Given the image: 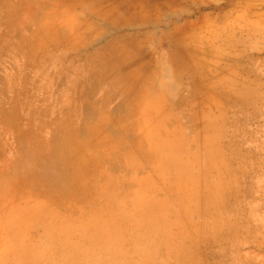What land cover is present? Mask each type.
<instances>
[{
  "label": "rangeland",
  "instance_id": "374dc122",
  "mask_svg": "<svg viewBox=\"0 0 264 264\" xmlns=\"http://www.w3.org/2000/svg\"><path fill=\"white\" fill-rule=\"evenodd\" d=\"M50 38L59 40L52 44ZM0 59L6 60L5 74L16 77L0 88V111L5 108L0 112V180L12 179V184L0 182V264H69L48 243L49 216L29 209L50 207L57 222L77 219L83 210H68L42 180L31 182L29 163L18 161L33 143L51 146L50 133L62 122L56 136L72 131L74 141L84 137L94 154L117 164L107 169L99 155L101 162L90 160L84 177L89 192L96 191L95 177L110 185L123 176L131 190L150 178L147 194L168 200L171 209L164 218L177 221V227L168 228L186 237V248L162 242L154 249V262L264 264V0H0ZM117 64L123 65L110 73ZM124 75L127 82L120 80ZM111 83L119 89L131 86L126 91L133 96L143 92L142 103L139 95L123 99L117 87L111 93ZM142 105L150 110L144 111L149 121H138ZM144 126L156 128L158 139L171 132L180 136L177 142L189 153L183 161L194 163L184 179L194 181L177 184L190 188L194 198L179 204L164 178L139 155L133 143ZM17 140L25 141L22 149ZM210 145L214 149L205 165L202 151ZM127 151L136 164L126 161ZM16 165L20 173L13 177ZM208 183H214L216 208L204 200ZM115 186L107 195L99 193L102 198L93 190L87 195L100 206L115 204L118 197L127 203L131 194L120 196L123 191ZM20 209L23 214L16 213ZM120 224L122 236L127 235L130 229ZM181 249L178 258L174 251ZM129 262H138L136 252Z\"/></svg>",
  "mask_w": 264,
  "mask_h": 264
},
{
  "label": "bare ground",
  "instance_id": "6f19581e",
  "mask_svg": "<svg viewBox=\"0 0 264 264\" xmlns=\"http://www.w3.org/2000/svg\"><path fill=\"white\" fill-rule=\"evenodd\" d=\"M106 2H103V3H106ZM114 6H116V5H114ZM115 21H116V19H115ZM122 24L124 25V23H122ZM120 25H121V23L119 24V26ZM58 37H60V35ZM128 38H130V37H128ZM50 39H51L50 42L51 43L53 42L52 44H54L55 40L56 41L59 40V39H54V38H50ZM130 40H131V38H130ZM127 41H128V39H127ZM14 48H15V46H14ZM16 49H17V47H16ZM113 53H115V52H113ZM118 53H122V52H117V56H115V57H119ZM15 54H16V52H15ZM34 55L36 56V54H34ZM107 58H109V56ZM108 61H110V60H108ZM164 62H166V61L164 60ZM5 63H6V60L0 59V73L3 74V78L0 75V77H1L0 88H3V89H5L3 82H5V84L7 82L10 84V83L15 82L14 78H16L14 76L15 74H12L10 72L8 73L9 75L5 74L3 69L8 68V67H6ZM104 64H105V61H104ZM164 64L165 63H163V65ZM19 65H21V64H19ZM122 65L123 64H117L115 66L112 65L110 67V73L112 71L120 70ZM103 66H102V68H104ZM41 68H42V65H41ZM39 69H38V71H39ZM44 69L45 68L43 67V71H44ZM58 73L57 74L55 73V74L58 75ZM82 74H83V76H85L84 72H82ZM136 74H137V72L135 73V75ZM130 75L131 74H129V78H130ZM135 75H134V73H132L131 78H132V76L134 77ZM162 75H164V74H162ZM16 76H18V75H16ZM166 76H167V74H166ZM135 77H138V75H136ZM168 77H165V78H168ZM44 78H45V76H44ZM127 78H128V76L126 77L124 75L120 80L125 82V80ZM17 79H16V83H18L17 81L20 82V79H18V80ZM84 79L86 80V77ZM70 81H72V80H70ZM126 82H127V80H126ZM14 85H16V84H14ZM14 85L12 84L11 86L14 87ZM86 85L87 84L85 82V88H86ZM110 85L111 86L109 87V89H110L111 93H112V91H118L120 89L122 90V92L121 91L120 92L123 95V99H130L131 98L133 100L134 99L133 97L139 95V93H138L137 95L133 96L131 93H129L131 86L127 87L125 89L126 86L124 87L123 85H121V86H123L122 88H124V89H122L121 87L119 89L118 84L112 85V83H111ZM17 86H18V84H17ZM17 86H15V87L16 88L20 87V86L19 87H17ZM172 86H173L172 84H169V87H172ZM12 87H11V90H14V89H12ZM116 87L118 90L114 89ZM128 88H129V90L126 91ZM166 90H168V89H166ZM133 93H134V91H133ZM142 94H143V92L139 95L140 96V100H138L139 103H142V100H141L143 98V97H141ZM142 96H144V94ZM13 97H15V96H13ZM136 98H138V97H136ZM11 99H12V97H11ZM160 100H161V98H160ZM160 100H157V102H159ZM55 107H57V106H55ZM45 108H47V107L45 106ZM51 108H53V107H51ZM43 109H42V111L40 109L39 110H40V112H42L44 114ZM49 109L50 108H48L47 110H49ZM55 109L59 111V109H57V108H55ZM153 109L151 111L152 113H154L153 111L155 110V109L154 110ZM4 110H5V108H2V111H0V112H2V114H3ZM28 110H25V111H28ZM47 110L45 109V112ZM139 110L142 112V114H141L142 116H139L138 121L139 122L149 121L148 118H150V117L149 116L147 117L146 115L148 112L150 113V110H146L145 105L139 106ZM52 111L53 110L51 109V113H52ZM61 111H63V110H61ZM144 111H147V113L145 114ZM156 114H157V112H156ZM43 122L46 123V121H43ZM40 123H42V122H40ZM45 123H43V124H45ZM63 123L64 122H62L59 126L64 127ZM57 125H56V127L58 128V130L53 131V132L51 131L52 133H50V136H49L50 140L48 139L49 142L52 139V145L51 146L45 145V144L44 145L41 144L40 146H36V145H34L33 142H31V144L33 143L34 148H33V146H31V147L27 148L30 150H25L26 148H23L24 147L23 146L24 140L22 142L17 140L20 142V143H18V146H19V144H21V149L22 148L24 149V151H22V153L19 154L18 161L20 163H23V162L29 163V165L31 167H33V168H30V171L32 174H30V176L28 177V178L31 177V179L34 178V180H32L31 182L38 183L39 180H42L45 184V187L49 188V190L52 189L54 191V193H55L54 195H56V196L60 195L61 196V200L63 202V205L65 207H67L68 210H70V208L73 210H74V208L79 209L81 211L83 210L82 214H79V213L77 214V215H79V216H76L77 219H73L72 216H67L63 219V222H57L53 219L55 213L49 209L50 207L38 204L41 207L36 205L35 207H32L33 209H29V212L33 213L34 215L36 213H40V215L42 214V215L49 216L48 218H45L47 221L46 227H45V235H46V238L48 240V243H50L53 246L55 253H58V252L62 253L63 259L66 262H68L69 264H132L129 262V256H131L132 253H134V252H136L138 254V262L133 263V264H162L161 261H156V262L153 261V252H154L155 247H157V245H160V243H162V242H165V243L176 242L177 245H182L186 240V237L183 234H180L179 232L178 233L177 232H171L168 228L169 224L170 225L173 224L175 227L178 226L177 221L170 223L169 221L165 220V218H164V214H166L165 212H167L168 210L171 209V206H170L168 200L167 199L166 200L165 199L158 200L156 198L157 196L154 197V199H153L150 196V195H152V193L149 195V192H148V194H147V191H145V190H148L146 188V186L149 188L153 186V185H151L152 183L150 181V178L149 179L145 178L147 180L142 179V181L144 180L143 183H142V181L139 180L137 182L139 186L137 188H134L133 190H131V188H130L131 184L129 185V183L123 178V176L121 178L117 177V179H116L117 182H115V183L113 182V180H111V182H113V183L110 182L111 183L110 185H109L108 179L105 178L107 180L106 181L103 178L101 181V180H96V177H95L94 181L91 185H92V187L94 186L96 188V191L93 189H91V190H93V192H95L101 198L105 197V196H101L99 193H101L102 195H107V191H109V189H107V188H110L109 186H111L113 191H115L114 189L116 188V186H115L116 184H117V186L119 185L118 187L121 189V191H123L120 196H124L123 193H126L125 195L131 194L127 203L123 202L121 200V199H124V197H118L117 203H115V204H113L112 202H109L108 206H106V207H111V209L109 208L108 210L106 209L105 206H100L99 205L100 202L96 205L93 201H91V199L88 196L90 192L92 194H93V192L91 190H90V192L88 191L90 188V184L88 183L87 178L84 179V177H85L86 173L88 174L87 169H86V168H88V162L90 160L93 161L95 159L94 157H96V155H99L100 153L94 154V152H92V150H90L91 149L90 145L88 143H86L85 140H83L84 137H83V139H81L82 140L81 142H79L80 139L77 141L78 138L74 141V138L72 139V136L69 135V133L73 134L72 131H71L72 133L68 131L69 132L68 134L63 133L65 136L60 132L61 135H63V138L56 136V134L54 132L57 133L60 129L63 128V127L60 128ZM15 126H16V124H15ZM50 128H52V127L50 126ZM50 128L46 127V129H47L46 131H50ZM17 129H15V130H17ZM139 129H140V126H139ZM141 129H142L141 135H140L141 139H138L136 142L133 143V146L135 145V148L138 150L139 155L142 154L141 156H144V158L152 166V168L155 169L154 172L156 173L157 177H159V175H160L162 177V179L164 178L163 182L166 183L165 186H166L167 191L169 192L170 195H172L173 199H178L179 204H181L180 201H182L186 198L193 197V193H192V190L190 188H187L186 186L183 187V186H180L179 184H177L178 181H181V183L183 182V179L185 176L184 171L188 170V169L191 170L194 167L193 159L187 160V158H186L185 161H183L184 157L188 156L189 153L186 149H184V146H183L184 144L177 142L178 138L180 136H178L176 133L171 132L170 136H166L163 139H158L156 137V136H158L156 128L152 129L151 127L148 128V127L144 126V128L141 127ZM76 132H74V134ZM14 133H16V132H14ZM60 133H59V135H60ZM77 136H80V135H78V132H77ZM24 137H25V135H23V139H24ZM59 138H61V139H59ZM205 139H206V137H205ZM20 140H22V139H20ZM211 146L212 145H210L209 148H206L205 150L202 151V156L204 158V164L205 165H207V164L210 165L209 160L212 157V154L209 152H211L214 149ZM31 149H33V150L35 149V150L31 151ZM89 154L90 155L92 154L91 155L92 159L87 158V156L89 157ZM124 155H127L126 161H128L132 164H133V161L135 162L136 159L135 160H134V158L132 159L133 155L129 154L128 151L125 152ZM100 156L101 155H99V158L96 157V159L97 158L100 159L101 158ZM97 160H94L93 162H95ZM101 160L103 162L107 163V165H108V167L106 166L107 169L109 167L110 168L114 167V166H111L110 163H112L113 165H117L116 163H113L111 160H109L106 157L101 158ZM101 160H98V161L101 162ZM135 164H136V162H135ZM19 167L20 166H18V165L12 167L13 171H11V172L13 174V177L19 175V173H20V172H18ZM178 168L181 169L180 172L178 171ZM167 170L168 171L170 170L171 172L167 173L166 172ZM105 177H107V176H105ZM10 178L11 177H9L7 179H2V180H5V183H7L8 181L11 180V184H12V179H10ZM187 178H188V176H186V178H185L187 180L188 184L194 181V179L191 177L189 179H187ZM185 179H184V182H185ZM2 180H0V182L3 186V184H5V183H3ZM90 181H92V180L90 179ZM27 184H26V186H27ZM144 184H145V187L143 186ZM180 187H183V188H180ZM213 187H214V183H211V184L208 183V185H205L204 200L208 205H211L212 207L216 208L218 201H217V197L215 195V192L213 190ZM169 189H171L172 192H170ZM113 191H110L111 196H114ZM119 194H120V191H119ZM92 196H94V195H92ZM107 198L109 199V197H106L105 201L107 200ZM155 198L157 200H155ZM73 199L74 200L77 199L76 200L77 202L75 201L76 203H72V202L67 203L68 200H73ZM56 200L58 201L60 199H56ZM200 202H202V201H200ZM23 211H24L23 209H20V210L16 211V213L17 214H19V213L23 214ZM183 211H184L183 213L187 214L188 208H183ZM56 217H58V215ZM59 218H62V216ZM120 223H125L128 226V229H130L129 230L130 232L127 235L123 234L124 236H122L120 228H119L121 225ZM177 231H178V229H177ZM183 233H184V231H183ZM173 234H175V235L172 236ZM58 235H62V236H58ZM126 243L128 245H125ZM148 245H150V246H148ZM182 246H183V248H186L185 245H182ZM174 252H175L176 257L182 258L183 253H184V249H181L179 251H174Z\"/></svg>",
  "mask_w": 264,
  "mask_h": 264
}]
</instances>
